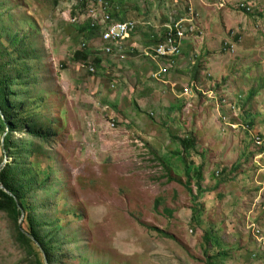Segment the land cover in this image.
<instances>
[{"label": "rangeland", "instance_id": "rangeland-1", "mask_svg": "<svg viewBox=\"0 0 264 264\" xmlns=\"http://www.w3.org/2000/svg\"><path fill=\"white\" fill-rule=\"evenodd\" d=\"M68 1L5 0L43 60L36 88L44 96L41 109L55 118L56 144L52 159H32L39 163L35 171L53 172L51 188L36 193L35 201L50 198V212L72 243L74 255L65 264H264V247L242 229L249 215L264 238V213L255 202L258 194L264 198V90L250 96L257 85L220 80L210 98L203 95L192 106L183 107L186 99L141 105L135 92L123 93L125 61L134 52H122L123 59L103 54L100 32L89 35L80 30L84 20L73 24L63 16ZM109 1L136 25L153 13L167 20L175 9L168 0ZM161 23L147 27L159 29L149 49L167 40L171 22ZM84 49L87 59L76 60L74 53ZM156 65L157 71L170 67ZM237 69L230 73L240 75ZM262 71L255 67L239 78L259 83ZM253 109L258 119L249 127ZM189 136L194 146L183 150L180 138ZM11 230L0 213V264H25ZM218 249L227 255L217 256Z\"/></svg>", "mask_w": 264, "mask_h": 264}, {"label": "trees", "instance_id": "trees-1", "mask_svg": "<svg viewBox=\"0 0 264 264\" xmlns=\"http://www.w3.org/2000/svg\"><path fill=\"white\" fill-rule=\"evenodd\" d=\"M114 18L121 19L118 12L114 13ZM80 30L93 35L95 29L82 25ZM97 32L100 30L97 29ZM89 52L77 50L74 58L85 60ZM42 61L35 42L28 33L20 32L5 0H0V166L7 159L0 170V185L12 193L10 195L0 188V213L10 219L11 238L15 247L22 252L25 264H45L39 247L26 232L38 241L48 264H65V258L74 255L70 247L72 243L61 232L63 227L50 212V198L46 196L35 201L36 193L51 188L53 172L52 167L35 171L34 165L36 163L38 166L39 163L32 159L38 154L47 160L52 159L51 151L56 144L55 118L41 109L44 96L36 88ZM98 63L96 59V68ZM19 128L23 129L21 137L16 135ZM180 141L183 150L194 146L191 136L180 138ZM193 165L194 161H191L188 167ZM199 171L194 174L201 178ZM22 211L23 220L19 225ZM205 240L208 242L211 238L207 236ZM216 255L225 256L227 252L218 249Z\"/></svg>", "mask_w": 264, "mask_h": 264}, {"label": "crops", "instance_id": "crops-1", "mask_svg": "<svg viewBox=\"0 0 264 264\" xmlns=\"http://www.w3.org/2000/svg\"><path fill=\"white\" fill-rule=\"evenodd\" d=\"M234 1L253 2L255 7L261 11L251 14L241 13L233 7ZM171 2H173L172 5H175V9L170 12L167 21L166 18L156 17V13H153L151 18L141 17L134 34L121 44L122 48L118 53L134 52L129 54L134 59L129 57L125 61L128 71H125V76L122 78L126 82V90L123 93H127L128 89L131 93L135 92L138 97L137 102L140 101L141 105H145V100L158 99L174 100V102L186 99V103L188 100L194 103L202 96L187 98L182 95L181 84H178L180 80L186 85L192 80H201L207 86L217 84L222 80L224 84L236 82L257 85L256 89L250 90L247 95L257 96L261 92L263 94L264 84H259L264 82V74H261L259 83L255 82V77L254 80L251 78L245 80L239 77H243L245 73H247L246 76H249L255 67L264 69V0H227V4L221 8H217L218 0H192V5L199 13L198 19L205 36L202 43L199 44L187 39L183 45L182 56L176 59V64L169 70V73L162 76L161 81H158L151 76L158 70L157 63L143 55L142 61L139 58L141 52L148 48L147 46L155 44V35L159 29H148L147 27L151 23L157 28L162 22L163 27L184 15L185 0L167 1V3ZM225 41L235 42L233 53L228 52L223 46ZM158 61L160 64L163 62L161 59ZM234 68H238L237 71L240 75L230 73ZM239 90L241 91L242 88L239 87ZM260 113L264 115V111H260ZM247 116L249 117L247 125L253 126L252 121L258 119L255 110H249ZM206 176L209 177V172ZM260 219L262 220L261 217ZM262 228L264 229V227Z\"/></svg>", "mask_w": 264, "mask_h": 264}, {"label": "built area", "instance_id": "built-area-1", "mask_svg": "<svg viewBox=\"0 0 264 264\" xmlns=\"http://www.w3.org/2000/svg\"><path fill=\"white\" fill-rule=\"evenodd\" d=\"M187 6V15L179 18L169 26L166 42L154 49H144L143 55L153 60L163 57L168 62V65L171 66L174 58L180 55L182 44L186 38L194 40L202 37L203 31L196 23V14L193 11L192 0H187ZM241 7H244V5H241ZM113 13L112 2L109 0H74L73 3L69 0L67 2V14H62L71 23L88 20L91 27H100L99 40L102 42L101 50L103 54L123 59L125 55L118 53L122 48L121 44L130 39L138 24L136 25V22L131 19L116 20L113 18ZM88 68L90 71L95 70L92 63ZM166 70L167 68L162 65L159 71L154 74V77L158 78ZM193 89H197L203 93L207 92L202 89L199 83L192 82L189 87L184 88L183 93L191 96ZM113 125V122L110 123V126Z\"/></svg>", "mask_w": 264, "mask_h": 264}, {"label": "clouds", "instance_id": "clouds-1", "mask_svg": "<svg viewBox=\"0 0 264 264\" xmlns=\"http://www.w3.org/2000/svg\"><path fill=\"white\" fill-rule=\"evenodd\" d=\"M112 2V7H113V11H114V13H117V10L115 11L114 10V2L113 1H111ZM218 3H219V5L217 6V8H221V7H223L224 5H226L227 4V0H218ZM232 5H233V7L235 8V9H237V10H239L241 13H244V14H251V13H254V12H256V11H261V9L259 10L258 9V7H255V5H254V3L253 2H249V1H234L233 3H232ZM241 5H244V7H241ZM193 6V5H192ZM184 15L183 16H181V17H184L185 15H187V13H188V6H187V0H185V5H184ZM243 9V10H242ZM193 11H194V13L196 14V19H198V17H199V13L195 10V8H194V6H193ZM114 13H113V18H114ZM181 17H179V18H181ZM178 18V19H179ZM115 19V18H114ZM177 19V20H178ZM116 20H126V19H116ZM199 20V19H198ZM83 20H80L78 23H80L81 24V22H82ZM85 22H84V25H89V27L91 28V26H90V24H89V21L88 20H84ZM175 22V21H174ZM173 22V23H174ZM71 23V22H70ZM172 22H171V25L173 24ZM74 24V23H73ZM200 26V28L202 29V31H203V35H202V37L201 38H198V39H192V38H186L185 40H184V42L187 40V39H191L193 42H197L198 44L199 43H202V40H203V38H204V36H205V33H204V30H203V28H202V25H199ZM137 27H138V25H137ZM137 27H136V29H137ZM92 29H95V30H97V29H99L100 31H101V28L100 27H98V28H96V27H92ZM136 29H135V31H136ZM94 30V31H95ZM134 31V32H135ZM134 32L132 33V34H134ZM132 36V35H131ZM184 42H183V44H182V47H181V53H180V55L179 56H177V57H175L174 58V62H173V64L169 67V69H167L166 70V72H164V73H161L159 76H158V78H156V77H154V75H153V78L155 79V80H158V81H161L162 80V76H164V75H166V74H168L169 73V70L171 69V68H173L174 66H175V64H176V59L177 58H180L181 56H182V53H183V45H184ZM102 44L100 43V46H101ZM225 48H226V50L228 51V52H230V53H233L234 52V50H235V42H228V41H225L224 42V45H223ZM101 48V47H100ZM142 53H143V51H142ZM143 55V54H142ZM144 57H146V58H148L147 56H145V55H143ZM112 57V56H111ZM113 58H116V57H113ZM94 59V58H93ZM157 60H153V61H155L157 64H160L159 63V61H158V59H161L163 62V64H168V62L166 61V59L165 58H163V57H159V58H156ZM90 71V70H89ZM95 71V70H94ZM94 71H90V72H94ZM158 72V71H157ZM156 72V73H157ZM155 74V73H154ZM192 82H196V83H199L200 84V86L202 87V89L203 90H205V91H207L206 93H203V92H201V91H199V90H197V89H193L192 90V94H191V96H188V95H185L184 93H183V90H184V88H185V86L182 88V95H185L187 98H189V97H191V98H193L195 95L196 96H202L203 97V95L205 96V97H209L210 98V95H209V93H213V88L215 87V85L216 84H210L209 86H207V85H204L203 83H202V81L201 80H192V81H190L187 85H186V87H189L190 86V84L192 83ZM191 102L192 101H190V100H188V102L187 103H185L184 105H183V107L186 105V104H190V106H192V104H191ZM248 126V125H247ZM264 146V145H263ZM262 146V147H263ZM261 147V148H262ZM200 172V171H199ZM201 177H202V175H201ZM261 197V198H260ZM255 202H256V206H257V208L259 209V210H261V212H263L264 213V198H262V196L260 195V194H258L256 197H255ZM255 206V207H256ZM256 209L255 208H251V211L252 212H256L255 211ZM259 214H260V212H259ZM249 218H250V216L248 215L247 216V218L245 219V224H244V227L242 228V229H244V230H248L249 232H250V234H251V236H252V239H253V241H254V244H255V246L256 245H259V244H261L262 245V247H264V238L263 237H261V238H259L258 236H259V233L262 231L261 229H260V227L255 223V219L253 220L252 218L249 220ZM248 220V221H247ZM240 230H241V227H240ZM251 255H253V256H255L256 255V253L255 254H251Z\"/></svg>", "mask_w": 264, "mask_h": 264}, {"label": "water", "instance_id": "water-1", "mask_svg": "<svg viewBox=\"0 0 264 264\" xmlns=\"http://www.w3.org/2000/svg\"><path fill=\"white\" fill-rule=\"evenodd\" d=\"M6 161H7V159L4 160V162L2 163V165H3ZM2 165L0 166V170H1ZM0 188H2V189H3L5 192H7L8 194L12 195V193H11L10 191H8L3 185H0ZM22 220H23V211H22V216H21L20 221H19V225H21ZM22 230H23V229H22ZM25 234H26L30 239H32V240L36 243V245L39 247V250H40V252H41V254H42V256H43L44 263H45V264H48L46 254H45L44 250L42 249V247L40 246V244L38 243V241H37L32 235H30L29 233L26 232Z\"/></svg>", "mask_w": 264, "mask_h": 264}]
</instances>
